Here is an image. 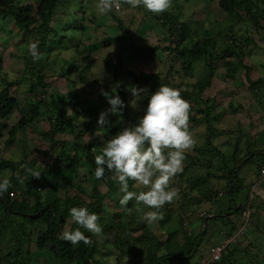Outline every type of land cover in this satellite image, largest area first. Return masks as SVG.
Listing matches in <instances>:
<instances>
[{
  "label": "rangeland",
  "instance_id": "374dc122",
  "mask_svg": "<svg viewBox=\"0 0 264 264\" xmlns=\"http://www.w3.org/2000/svg\"><path fill=\"white\" fill-rule=\"evenodd\" d=\"M39 1L0 0V87L8 86L16 102L21 108H25V104L36 99L37 94L43 90V86L38 82V75L42 72V80L46 82V94H40L41 96L48 100L51 96L67 101L72 97L78 100L77 107H70L69 103L65 105L68 114L73 117L74 129L70 134L57 133L54 140H51V136L47 134L50 130L48 114L44 112L43 106H41L43 114L34 119L24 115L25 112L27 113V108L23 112L15 110L10 116L0 119V160L8 159L15 164L14 171L0 168V178L8 177L11 182L17 179L16 185H23L24 180L32 177L29 170L39 171L42 184L38 190L44 202L57 200L62 207L69 204L66 202L67 198L79 194L80 199L75 206H85L90 209L87 195L92 188L93 176H79L72 183L63 178L56 181L49 171L43 168L53 162L61 149L68 155L75 152V146L85 150L84 146L89 140L86 135L98 136L99 143L92 149L96 155L111 136L122 128L137 123L145 108L140 99L151 86L150 81L141 77L144 73H157L164 85L191 92L198 100V102H190L194 109L190 111L189 116H195L197 119H189V130L195 144L187 152L194 154L197 147L205 146L206 137L212 130L214 143L229 161L235 146L240 150V157L249 150L264 149V81H260V78H264V0H243L240 8L232 14L223 11L219 7L218 0H172V6L167 11L177 12L176 26L185 23L195 41L206 38L203 34L205 29L209 32L210 54L194 62L191 70L184 66L182 59L175 53L158 51L151 60L135 59L129 54L130 42L145 46L167 45V31L164 28L166 24L164 14L167 11L153 14L142 6L133 8L128 4H122L119 11L113 10V13L101 15L95 8L97 0H73L70 4L69 16L59 13L50 23L58 32V37H54V45L50 50L48 49L49 51L45 49L37 60L38 66L42 68V71L37 73L31 68V63L33 64L35 60L28 53V45L31 42L39 43L35 32L19 29L14 24L13 18L9 14L2 15L1 10L6 11L10 2H14L15 5H31L35 10ZM112 14L123 22L122 36H119L121 31ZM254 14L262 17L257 18ZM230 34H236L240 40H246L243 50L237 51L241 55L215 58L227 48ZM61 36L64 37L62 43L59 42ZM228 61L232 64L227 63ZM70 62L74 63L73 71L63 73V69ZM101 74L100 78H96ZM101 87L109 95L110 92L116 93L117 89L128 95L127 105L132 111L129 123H126L122 117L109 114L108 123L104 128L97 125L98 115L110 107L106 97L99 96ZM133 88L142 90L139 96L133 95L131 91ZM208 105H212L213 108L208 115L212 130L208 126L206 115L197 111L207 110ZM203 158L208 160L200 158L199 164L201 162L208 164L207 162L210 161V169L205 166L201 169L195 167L196 174H199L196 176L201 183L196 187L188 183V177H191L194 171L192 169L191 173H185L183 177L177 174L170 187L178 190V196L160 210L163 219L158 222L146 223L142 217L150 209L135 200H130L122 207L119 200L123 194L119 191L118 182L115 181L112 188H108L100 180L94 183V186L106 195L102 201L104 211L100 215L97 214L100 218L99 223L104 226L107 221L113 220V216L117 219L113 230L105 233L102 228L101 235L97 236L100 243L97 257L103 264H147L143 259L145 257L143 248L135 250L133 254L130 253L128 245L122 241L119 243L120 247L112 241L117 232H120V235L126 233L122 231L124 227L119 223L120 221L129 230L132 229L133 236L143 231L138 224L144 223L150 231V236L155 240H165L169 236H175L178 241H182L184 219L187 222L186 230H189L192 237L198 234L203 226L206 234L197 250L192 252L191 259L192 262L200 264L208 257L210 246L223 239L220 233L221 222L210 219L204 226L199 213L214 209L215 204L225 199L226 184L225 181H217L214 178L215 174L223 172L217 153L209 151ZM187 162L188 160L184 158L183 166ZM259 162V155H255L242 166L239 176L248 177L247 174L255 171ZM86 168L88 169V164L82 160L78 172H84ZM202 172L211 175L208 180L202 176ZM58 175L62 176L60 171ZM111 178L113 179V173ZM80 179L83 180L82 184L87 194L77 190L76 184ZM261 182L263 185L264 177ZM133 184V181H129L130 191L144 190L142 187H134ZM257 188L258 186L256 190ZM17 190H21L20 186L16 188ZM219 192H222L220 196ZM245 196L244 189L240 192L238 202L243 203ZM255 197L256 192L254 202ZM217 198L219 201L216 200ZM254 205L258 204L255 202ZM262 205H264V185ZM186 207L191 211L188 215L185 213ZM251 209L250 213L253 214L256 209L255 207ZM133 212L137 213L140 222L131 221ZM258 212L262 216V222L260 217L257 219L254 214H250L244 236L241 238L247 240L238 243V245L242 243L243 247L239 250H236V247L229 250L226 261L218 264H264V209ZM10 218L16 228L20 222L22 223L19 218L12 216ZM72 224L68 211L65 214L62 231L69 230ZM133 225L137 229H134ZM16 228L12 225L0 227V264H20L23 259L14 255L19 246L22 257L27 256V250L30 252L35 250L36 236L31 232V226L25 223L18 230ZM155 253L161 256L164 251L160 249ZM191 255L188 257L190 258ZM188 257H182V260H187ZM172 258L174 260L168 257V261L163 264L186 263L180 258ZM30 264L59 263L53 258H46ZM62 264L72 263L64 261Z\"/></svg>",
  "mask_w": 264,
  "mask_h": 264
},
{
  "label": "trees",
  "instance_id": "16d2710c",
  "mask_svg": "<svg viewBox=\"0 0 264 264\" xmlns=\"http://www.w3.org/2000/svg\"><path fill=\"white\" fill-rule=\"evenodd\" d=\"M72 1L73 0H40L35 10L31 5H15L14 2H10V4L7 6V10H1V14H9L13 18L14 24L18 26L19 29L24 31H34L36 34L35 37L39 39L38 50L42 54L45 49L50 50L52 45H54V37H58V32L50 25V23L59 13L66 17L69 16V8ZM242 1L243 0H218V4L219 7L227 14H232L240 8L239 6L241 5ZM112 15L116 21L118 29L121 31L119 36H122L123 22L115 14ZM164 15L166 22L164 28L168 32H166V39L168 40L167 45L154 44L151 46H145L130 42L129 54L135 59L151 60L158 51L175 53L182 59L184 66L191 70L193 68L194 62L200 61L203 59V57L210 54L208 47L210 39L208 36L209 32L207 29H205L203 34L206 36V38L204 40L197 39L195 41L192 38L185 23L181 24L179 27L176 26L175 23L178 19L177 12L172 13L167 11ZM254 16L257 18L262 17V15L258 17L257 14H254ZM119 36H117V39H119ZM67 39L68 37L66 38V41ZM228 39L229 44H227V48H225V50L221 52L220 55H216L215 58L226 56L231 57L236 56L237 54L239 56L241 55L237 51L241 52L243 50V45L245 44L246 40H240L239 36L236 34H230ZM63 41L64 37L61 36L59 42L62 43ZM89 62L91 61L89 60ZM227 63L232 64L231 61H228ZM67 65L68 66L63 69V73H71L73 71L74 63L70 62L67 63ZM31 68L37 71V73L42 71V68L38 66L37 60H35L33 64L31 63ZM42 75V72L38 75V82L43 86V90L37 94L38 97L36 99L27 102L25 104V108H21L19 103L16 102V99L12 96L8 86L0 87V119L10 116L15 110L23 112L26 108L27 113L25 112L24 115H28L30 118L34 119L37 116L43 114L41 110V106H43L45 108L44 112L48 114L50 123V130L47 132V134L51 136V140H54V136L57 133L70 134L73 132V117L71 114H68L65 105L66 103H69L70 107H77L78 100L72 97L67 101L62 98L55 99L52 96L51 99L48 100L44 96H41L42 94H46V82L42 80ZM141 77L147 81H150L151 83L149 91L140 99L143 107H146L148 96L158 87L163 86L164 82L161 81L160 76L157 73H144L141 75ZM260 79V81H264V78ZM100 91L99 96L101 97L103 95L102 91H104V88L101 87ZM110 94L119 95V97L124 101L126 106L123 109L122 118L126 123H129L132 117V111L127 105L128 95L118 89L116 90V93L110 92ZM180 94L182 98L187 100L189 103L192 101L198 102L191 92L180 91ZM190 105V111H192L194 107L192 104ZM212 109V105H208L207 110H197L200 113L203 112V114L206 115L205 118L208 126L210 123L208 115H210L209 111L211 113ZM189 119L196 120L197 118L195 116H189ZM210 130H212L211 127ZM212 134L213 130L207 135L205 146L201 148L197 147L194 151V154L187 151L185 152L184 158H186L188 162L183 166V171L179 173V175L183 177L184 174L190 172L191 169L194 170L192 173L190 172L191 177H188V183H191L193 187H196L201 183V181L199 182L198 177L196 176L199 175L196 174L197 171H195L197 166L200 169L202 166L210 169V161L207 162L208 164L201 162V165L199 162L201 160H208V158L203 157L209 151H215L217 153V155L220 157L218 160L220 161V167L223 169V172L221 174H215L214 178H216L217 181H225L226 196L222 201H219V198H217L216 200L220 203L215 204V208L209 211L203 209L204 214L201 216L199 213L201 216L199 217L202 218L203 222L205 216L209 214H219L220 216L211 219L212 221L218 220L221 222L220 233L223 237H226L229 234H232L237 229V227L241 225L242 212L248 204L249 185H244L243 178L239 176L241 168L249 160H252L255 155H259L260 162L257 169L254 171L255 176H259L260 169L264 167V149L261 148L260 150H256L258 152L255 150H249L240 157V150L235 146L231 151L232 156L229 161L224 155V152L214 143ZM84 135L86 134L84 133ZM85 137L89 138L86 145L84 146L85 150H81L80 147L75 146V152H73L71 155H68L63 151V149H61L53 162L46 164L43 170H48L56 181H59L63 178L65 181H70L71 183L76 180L77 177L79 178V176H93V180H91L92 188L90 189V193L87 195L90 200L89 211L100 215L104 211L102 201L105 199L106 195L94 186V183H96L98 179H96L94 176L96 165L94 161L95 154L92 151V149L98 145L99 138L96 135L92 137L86 135ZM245 158L246 160H244ZM82 160L88 164V169L86 168L84 172L79 173L78 166L80 163H82ZM0 168H9L14 171L15 164L11 160L3 159L0 160ZM58 171L61 172L62 176L58 175ZM202 176H205V179L208 180L211 175L202 172ZM40 178L41 177L39 175L38 177L26 179L23 181V185H16L18 180H13V182H11V188L7 192L0 195V227H9L12 225L14 228H16L12 224L13 220L10 218V216H12L19 218L22 221V223L20 222L18 224L16 228L17 230L20 226L23 227L25 223H28L32 228L31 232L36 236L35 250L33 252L27 250L26 257H22L21 248L20 246L17 247L14 255L23 259L20 264H30L32 262L38 263L41 260H46V258H53L59 264H62L64 261L72 264H103L102 261L97 257V253L100 252V243L96 235L87 232L85 233L92 239V243L89 245H85L83 242L79 243L78 245H71L69 242L61 240L58 236V233L62 232V228L64 226L65 214L72 206L78 204L80 199L79 194H75L73 197L67 198L66 202L69 204L62 207H60V203L57 200L44 202L41 199L38 190L42 184ZM99 180L105 183L108 188H112L115 185V180L111 178V172H109L107 169L105 170L104 177ZM82 182L83 180L80 179L76 184L77 190L82 194H87ZM18 186L21 188L20 191H16ZM244 189L246 190L245 201L243 203L238 202L240 192L244 191ZM219 193L222 194V192ZM254 204L255 203L253 202L250 203L249 207L250 209L255 207L256 211L253 212V214L258 219V211L261 207ZM188 208L189 207H186L185 211L187 215L191 213L190 209ZM262 208L264 209V205H262ZM225 211H227L226 214H224ZM132 215V222H140L137 219L139 216L136 212H133ZM209 220L210 219L207 220L206 224ZM115 221H117L116 216H113V220H109L107 221V224H103L104 226H102V228L104 231H106L105 233L113 230V227H115ZM119 223L124 227L122 228V231H126V233L120 235L121 233L117 232L112 241L117 247H120L119 243L122 241L124 244L128 245L130 248V253L133 254L135 253V250H140L143 248L145 254L143 259L145 262H147V264H163L168 261V257H171L172 260H174L172 257L180 258L181 261H186L185 264H198L192 262L191 258L193 255L191 254L197 250L198 246L204 239L206 229H203V226L201 227L202 230L192 237L189 230H186L187 227H185V225L187 222L184 219L182 222L183 240L178 241L175 236H169L165 240H155L154 237L150 236V231L147 230L146 225L142 222H140L138 225H140L143 231L133 236L131 231L132 229L129 230L121 221ZM77 227L78 225L73 223L69 230H74ZM133 228L137 229L135 225H133ZM80 230L82 232L85 231L82 228ZM243 236L244 233L238 238V241L235 244H232L230 248L228 247L226 249L218 261L213 263L207 262L206 264H218L225 262L229 256V250H233L235 247L236 250H239L243 247V241L247 240V238L241 240ZM240 241L242 243L238 245ZM214 244L216 243H213V245ZM160 249L164 251V254L158 256L155 252H157V250L159 251ZM190 255L191 257L189 258L188 256ZM35 257H37V259ZM182 257H188L189 259L187 260L189 261L187 262L186 259L182 260Z\"/></svg>",
  "mask_w": 264,
  "mask_h": 264
},
{
  "label": "clouds",
  "instance_id": "9594fccd",
  "mask_svg": "<svg viewBox=\"0 0 264 264\" xmlns=\"http://www.w3.org/2000/svg\"><path fill=\"white\" fill-rule=\"evenodd\" d=\"M122 4L133 8L142 6L150 13L160 14L170 9L172 0H97L95 8L99 14L106 15L113 10L119 11ZM28 53L33 60L40 58L37 41L28 45ZM131 91L133 95L139 96L142 90L133 88ZM102 94L110 107L98 115L96 123L104 128L108 123L107 116L114 114L121 118L126 105L119 95H109L104 91ZM190 108V103L182 98L179 89L167 85L158 87L148 96L143 115L137 123L111 136L94 157L95 178L99 180L104 177L106 169L113 173V179L118 182L119 191L123 194L119 200L120 205L123 207L130 200H135L147 206L150 210L142 217L146 223L162 220L163 213L160 210L178 196V190L170 187V183L183 171L185 152L195 144L189 130ZM29 171L32 177L40 174L39 171ZM129 181L134 182V187H142L144 190L130 191ZM11 186L8 177L0 178V195ZM69 216L71 223L78 227L58 233L61 240L71 245L81 242L89 245L92 239L86 232L101 235L100 218L87 207L72 206ZM81 228L85 231L82 232Z\"/></svg>",
  "mask_w": 264,
  "mask_h": 264
},
{
  "label": "built area",
  "instance_id": "2783aa9c",
  "mask_svg": "<svg viewBox=\"0 0 264 264\" xmlns=\"http://www.w3.org/2000/svg\"><path fill=\"white\" fill-rule=\"evenodd\" d=\"M264 177V167L260 169L259 176L256 177V180L250 184L249 186V197H248V204L246 205V208L242 212V223L240 226L237 227V229L232 233L229 234L226 237H223V239L214 245H212L209 248L208 252V258L205 261V264L207 262H216L218 261L222 254L226 251L228 247H230L232 244H235L238 241V238L244 233L246 225L249 222L250 217V207L249 204L253 202L254 193L256 192V187L261 183L262 179ZM221 194V193H219ZM204 212H200V215L202 216Z\"/></svg>",
  "mask_w": 264,
  "mask_h": 264
},
{
  "label": "crops",
  "instance_id": "0c3cea01",
  "mask_svg": "<svg viewBox=\"0 0 264 264\" xmlns=\"http://www.w3.org/2000/svg\"><path fill=\"white\" fill-rule=\"evenodd\" d=\"M250 171V170H249ZM248 172V171H247ZM248 177L246 176H241L243 178V183L244 185H249L251 183H253L255 180L253 179H256L257 176H255V172L254 171H251L250 173L247 174ZM249 178V181H247V179ZM250 182V183H248ZM264 185V184H263ZM262 182L260 185H258V190H256V197H255V202L261 207V211H262ZM250 186V185H249ZM254 200H253V203H255ZM260 214V213H259ZM260 219H261V222H262V216H260ZM211 227H214V226H211ZM218 242V241H217ZM202 264V261L201 263Z\"/></svg>",
  "mask_w": 264,
  "mask_h": 264
},
{
  "label": "water",
  "instance_id": "95a60500",
  "mask_svg": "<svg viewBox=\"0 0 264 264\" xmlns=\"http://www.w3.org/2000/svg\"><path fill=\"white\" fill-rule=\"evenodd\" d=\"M246 160V158L244 159ZM227 212H225L224 214H226ZM220 216L219 214H209L207 216L204 217V220H203V225L205 226L206 225V222L208 219H211V218H215V217H218Z\"/></svg>",
  "mask_w": 264,
  "mask_h": 264
}]
</instances>
